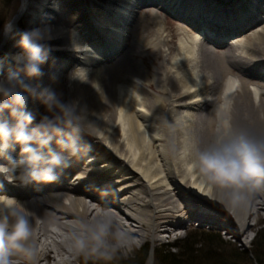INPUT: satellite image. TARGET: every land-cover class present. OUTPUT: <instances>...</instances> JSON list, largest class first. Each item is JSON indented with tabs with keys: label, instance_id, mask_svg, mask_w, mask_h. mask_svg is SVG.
<instances>
[{
	"label": "bare ground",
	"instance_id": "1",
	"mask_svg": "<svg viewBox=\"0 0 264 264\" xmlns=\"http://www.w3.org/2000/svg\"><path fill=\"white\" fill-rule=\"evenodd\" d=\"M83 1L76 3L75 9L85 14L78 19L62 16L65 0H41L34 10L31 0H22L13 19L17 30L32 13L29 31L45 32L50 52L42 65L44 76L33 83L53 89L66 78L71 101L87 108L90 122L91 134L83 137L90 149L73 158L57 182L22 185L0 174V196L14 198L34 213L39 264H75L80 253L69 250L66 237L78 221L105 212L139 239L169 235L185 217L227 224L238 240L264 224V184L246 209L233 215L197 191L199 177L186 167L190 154L211 141L218 114L238 126L264 128V0ZM149 4L183 23L173 55L165 50L169 41L161 21L151 39L137 36L138 9ZM129 35L134 38L129 54L137 45L140 56L160 54L154 73L120 76L123 60L108 64ZM5 51L8 55L0 61L4 76L15 71L14 57L22 49L4 36L0 54ZM77 70L81 80L73 78ZM109 71L118 74L110 78ZM41 104L29 97L27 111L34 113ZM52 147L59 151L54 142ZM10 155L23 159L18 145ZM0 164L9 160L0 157ZM252 216L255 225L247 223Z\"/></svg>",
	"mask_w": 264,
	"mask_h": 264
},
{
	"label": "clouds",
	"instance_id": "2",
	"mask_svg": "<svg viewBox=\"0 0 264 264\" xmlns=\"http://www.w3.org/2000/svg\"><path fill=\"white\" fill-rule=\"evenodd\" d=\"M3 35L15 40L22 52L14 57L15 71L0 75V157L9 160L8 165L0 164V174L9 181L19 179L22 185L55 183L73 158L90 149L83 140L84 135L91 134L87 108L79 101L65 102L62 93L33 83L44 76L42 65L50 52L44 43L45 32H18L10 19L4 23ZM73 78L81 80L79 70ZM29 97L39 99L52 115L41 117L37 123L35 115L27 111ZM53 142L59 151L52 147ZM17 145L23 157L19 161L10 155ZM186 167L199 177L202 194L223 204L233 215L242 213L255 190L264 184V128L238 126L218 114L211 141L190 154ZM0 205V264H19L14 257L39 264L31 222L34 213L14 198L0 196ZM66 239L69 250L75 249L85 258L91 253L110 260L118 249L130 251L134 244L140 246L120 219L109 212L78 221Z\"/></svg>",
	"mask_w": 264,
	"mask_h": 264
},
{
	"label": "rangeland",
	"instance_id": "3",
	"mask_svg": "<svg viewBox=\"0 0 264 264\" xmlns=\"http://www.w3.org/2000/svg\"><path fill=\"white\" fill-rule=\"evenodd\" d=\"M33 5V10L37 9L35 6L36 3H39L41 0H31ZM208 1V0H204ZM154 2L157 4L160 2V0H154ZM153 1L151 3H154ZM76 3H84L83 0H65L64 7L62 8L63 11V17L67 19H75L79 17V15H83L84 12L78 11ZM22 6V0H0V24L6 20L14 19V17L18 14ZM155 14L156 17H152L151 14ZM85 15V14H84ZM32 18V13H29V15L24 18L20 23L19 27L17 29L18 32L21 33H30L29 31V25L30 20ZM157 21H161L164 24V28L166 30L165 36H167V40L169 41L168 48H166V52L172 55L174 54L175 49L179 45V38H180V32L179 28L183 26V23L177 18L175 15H172L170 13H167L164 10H161L158 6H154L152 4H149L147 6H144L142 9H138L136 23H140L139 29L137 30V36H141L142 39H151L157 29ZM80 25V24H79ZM4 35H3V28L0 30V46L3 43ZM16 42L15 40H13ZM134 41L133 35H129L127 42L125 46L122 47V50L120 52L114 54V59L109 60V65H113L115 63H118V61L123 60L120 66L123 67V70L120 74L125 75L129 72L134 71H142L150 73H154L156 69L160 66L162 62V58L160 54H157L152 57H146V56H140L139 46L133 48V51L131 54H129V49L132 47V43ZM125 47V48H124ZM171 49V50H170ZM132 50V49H131ZM221 50V49H220ZM224 50V49H223ZM170 54V55H171ZM8 53L2 52L0 54V61H4ZM147 55V54H146ZM118 73L116 71H109L107 76L112 77L117 75ZM153 84V82H152ZM53 90H55L57 93L63 94V100L65 102L71 101V95H70V84L66 78L62 79L60 82H57L54 85ZM149 90V89H147ZM153 90L156 91V88L153 87ZM152 92V91H150ZM36 117V122L39 123L41 117L43 116H51L52 113H49L46 111L45 106L41 104L39 108L33 113ZM94 144V143H93ZM196 211L198 208H195ZM200 212V211H199ZM198 212V213H199ZM201 214H199L200 216ZM214 215V214H213ZM210 217L212 215L210 214ZM184 224L175 229L173 233L171 234H163L157 236V239H154L152 234H146V237L143 239L137 238L136 243L140 246L137 247L136 244H134L131 248V250L127 249H118L114 254L112 259H104L101 257L96 256L95 254H89L87 258H85V255L80 253L79 259L75 261V264H117L119 261L124 260L128 261L129 259H132L135 254H137L141 248H143L146 245L151 246L152 250L150 252L149 259L147 261V264L149 263L150 258L152 257L153 263L155 264V254L154 251L157 248L161 247H167L168 245L176 244L179 241L184 240L189 234L194 233L195 234V241L196 242H202L203 238L200 236L202 232H206L209 234H212L215 236V240L217 241L218 246L216 248L219 249L220 252L232 254L234 253L235 257H230V261L236 260L238 264H261L258 262L254 255V242H256L258 239V243L263 244L261 248L264 250V224H256L257 220L254 216L250 217L247 223L250 225H255L254 230H247V234L242 237L240 240H238L234 234H229V230L227 229V224H211L208 222L200 221L196 218L185 217ZM217 236H219L217 238ZM114 242V241H113ZM175 252V250H173ZM262 264H264V252L262 255Z\"/></svg>",
	"mask_w": 264,
	"mask_h": 264
},
{
	"label": "trees",
	"instance_id": "4",
	"mask_svg": "<svg viewBox=\"0 0 264 264\" xmlns=\"http://www.w3.org/2000/svg\"><path fill=\"white\" fill-rule=\"evenodd\" d=\"M5 22L6 20L0 24V30ZM200 236L203 238L202 242H196L194 240L195 234L191 233L176 244L155 249V264H238L235 259L229 262V258L234 256V253H223L216 248L219 244H217L214 235L202 232ZM259 240L254 242L257 249L253 252L258 262L262 264L261 257L264 250L262 249L263 244L258 243ZM261 246L262 248L259 250L258 248ZM151 250V246L146 245L132 259L128 261L121 260L117 264H147Z\"/></svg>",
	"mask_w": 264,
	"mask_h": 264
},
{
	"label": "snow or ice",
	"instance_id": "5",
	"mask_svg": "<svg viewBox=\"0 0 264 264\" xmlns=\"http://www.w3.org/2000/svg\"><path fill=\"white\" fill-rule=\"evenodd\" d=\"M189 171H191V170L189 169ZM194 187H196L197 188V191H199L200 193H204V187H203L202 184L195 185Z\"/></svg>",
	"mask_w": 264,
	"mask_h": 264
},
{
	"label": "water",
	"instance_id": "6",
	"mask_svg": "<svg viewBox=\"0 0 264 264\" xmlns=\"http://www.w3.org/2000/svg\"><path fill=\"white\" fill-rule=\"evenodd\" d=\"M152 258V257H151Z\"/></svg>",
	"mask_w": 264,
	"mask_h": 264
}]
</instances>
